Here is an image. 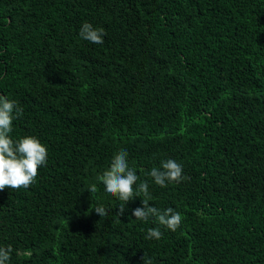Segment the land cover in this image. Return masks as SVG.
<instances>
[{
	"label": "trees",
	"instance_id": "obj_1",
	"mask_svg": "<svg viewBox=\"0 0 264 264\" xmlns=\"http://www.w3.org/2000/svg\"><path fill=\"white\" fill-rule=\"evenodd\" d=\"M0 95L23 109L11 138L48 150L0 192L10 264H264V0H0ZM121 150L175 232L135 219L143 194L117 215L99 176ZM167 159L188 179L161 188Z\"/></svg>",
	"mask_w": 264,
	"mask_h": 264
},
{
	"label": "clouds",
	"instance_id": "obj_2",
	"mask_svg": "<svg viewBox=\"0 0 264 264\" xmlns=\"http://www.w3.org/2000/svg\"><path fill=\"white\" fill-rule=\"evenodd\" d=\"M79 35L83 40L94 44H103L106 32L103 28H94L88 22L82 23ZM23 115V109L14 101L0 95V192L5 190L18 191L28 189L35 182L39 175V169L47 165L48 150L34 136H25L13 140L10 133L13 131V121ZM149 175L155 185L161 188L167 187L170 183H181L188 179L183 175V166L173 159L162 161L159 168L153 167ZM139 177L135 169L129 166L128 153L126 150L119 151L112 159L108 170L104 171L99 180L103 183L105 191L112 197L123 201L117 215L122 216L125 212V204L143 194L142 208H136L132 215L136 220L148 222L154 218L160 226L175 232L182 223V217L171 207L160 210L157 207L149 206L152 199L147 181L137 184ZM95 184L91 185L89 192H96ZM95 213L101 216L108 214L104 206H97ZM163 233L160 228L148 229L146 239L160 240ZM11 246L0 247V264H10ZM144 264H152L146 254L142 257Z\"/></svg>",
	"mask_w": 264,
	"mask_h": 264
}]
</instances>
